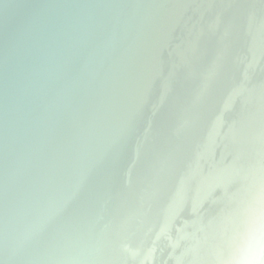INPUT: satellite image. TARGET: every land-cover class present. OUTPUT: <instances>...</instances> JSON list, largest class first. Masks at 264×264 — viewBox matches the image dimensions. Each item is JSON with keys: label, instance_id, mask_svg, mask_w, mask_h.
Instances as JSON below:
<instances>
[{"label": "bare ground", "instance_id": "bare-ground-1", "mask_svg": "<svg viewBox=\"0 0 264 264\" xmlns=\"http://www.w3.org/2000/svg\"><path fill=\"white\" fill-rule=\"evenodd\" d=\"M262 192L264 0H0V264H219Z\"/></svg>", "mask_w": 264, "mask_h": 264}, {"label": "clouds", "instance_id": "clouds-1", "mask_svg": "<svg viewBox=\"0 0 264 264\" xmlns=\"http://www.w3.org/2000/svg\"><path fill=\"white\" fill-rule=\"evenodd\" d=\"M247 235L264 241V192L257 194L248 209ZM261 257H264V243L250 244L238 247L233 256L220 260L219 264H264Z\"/></svg>", "mask_w": 264, "mask_h": 264}]
</instances>
